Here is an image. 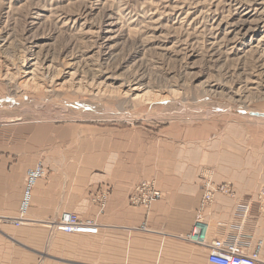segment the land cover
Segmentation results:
<instances>
[{"label": "rangeland", "instance_id": "obj_1", "mask_svg": "<svg viewBox=\"0 0 264 264\" xmlns=\"http://www.w3.org/2000/svg\"><path fill=\"white\" fill-rule=\"evenodd\" d=\"M11 121H32L40 150L81 148L79 161L85 147L176 142L183 129L208 140L219 123L264 136V0H0Z\"/></svg>", "mask_w": 264, "mask_h": 264}, {"label": "crops", "instance_id": "obj_2", "mask_svg": "<svg viewBox=\"0 0 264 264\" xmlns=\"http://www.w3.org/2000/svg\"><path fill=\"white\" fill-rule=\"evenodd\" d=\"M34 128L32 121L0 123V264H210L218 238L237 241L264 264V136L243 137L219 123L208 140L191 141L183 129L172 135L176 142L108 146L104 155L85 147L91 157L79 161L81 148L40 150ZM54 152L77 156L44 166L29 221L17 226L27 173ZM149 179L162 198L149 208L132 205L135 186ZM208 179L230 183L234 194H215L204 212L208 243L200 245L187 236ZM104 187L111 193L101 207L95 196ZM64 212L94 218L99 233L54 227Z\"/></svg>", "mask_w": 264, "mask_h": 264}, {"label": "built area", "instance_id": "obj_3", "mask_svg": "<svg viewBox=\"0 0 264 264\" xmlns=\"http://www.w3.org/2000/svg\"><path fill=\"white\" fill-rule=\"evenodd\" d=\"M46 176V170L42 164L37 165L35 168L30 169L27 173L24 192L22 196V203L19 210L18 218L14 220L17 226L24 225L28 221L27 214L32 207L33 191L36 183L40 178ZM223 193L233 195V188L230 183H224L223 185H217L211 180H207L204 184V193L202 202L199 208V213L196 216L195 223L193 225L194 230L187 238L191 242H196L200 245H206L208 227L204 219L205 209L215 199L216 193ZM264 199V192L262 193ZM131 201L134 204L150 207L154 202L160 200L161 191L157 188L155 182L147 181L140 183L131 195ZM100 199V206H105L106 195L104 194ZM62 217L56 221L58 229L67 233H79V234H98L99 226L95 219L87 218L83 219L74 212H64ZM209 263L211 264H261L255 254H246L240 247L237 241L229 239H214L210 246Z\"/></svg>", "mask_w": 264, "mask_h": 264}, {"label": "bare ground", "instance_id": "obj_4", "mask_svg": "<svg viewBox=\"0 0 264 264\" xmlns=\"http://www.w3.org/2000/svg\"><path fill=\"white\" fill-rule=\"evenodd\" d=\"M15 219H16V218H15ZM15 219H14V220H15ZM55 224H56V223H55ZM54 229H55V228H54Z\"/></svg>", "mask_w": 264, "mask_h": 264}]
</instances>
